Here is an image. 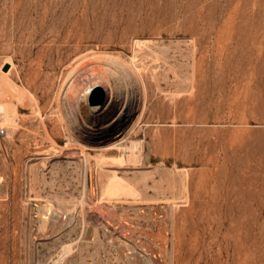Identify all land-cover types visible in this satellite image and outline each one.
Returning a JSON list of instances; mask_svg holds the SVG:
<instances>
[{
  "label": "rangeland",
  "instance_id": "374dc122",
  "mask_svg": "<svg viewBox=\"0 0 264 264\" xmlns=\"http://www.w3.org/2000/svg\"><path fill=\"white\" fill-rule=\"evenodd\" d=\"M74 21L101 52L130 59L142 41L143 117L126 136L138 149L105 159L108 177L96 163L104 147L76 145L108 139L76 132L68 146L51 108L62 65L41 103L59 156L38 121L10 136L0 120V264H264V0H0L6 82L26 87L30 61ZM112 78L88 66L65 92ZM112 89L102 105L118 103ZM52 206L62 216L50 224Z\"/></svg>",
  "mask_w": 264,
  "mask_h": 264
},
{
  "label": "bare ground",
  "instance_id": "6f19581e",
  "mask_svg": "<svg viewBox=\"0 0 264 264\" xmlns=\"http://www.w3.org/2000/svg\"><path fill=\"white\" fill-rule=\"evenodd\" d=\"M30 14V9H27L21 16V19H25L28 25L32 23ZM12 19L14 21L17 19L16 14L13 15ZM58 39H61L59 43H57ZM95 40L98 41L88 25H81L74 21L61 30L55 31L53 38L45 43L38 52V60L30 61L25 75L26 87L18 86L9 80L6 82L5 76L0 74V120L7 125L8 132L10 128V136L19 129L23 122L29 121V124L32 125L34 121H38L39 126L43 128L42 139L49 141L47 153H55V156H59L61 147L56 141V137H59L58 126L51 129L47 128V119H45L44 107L41 106V103L45 96H48L49 92L53 90L56 70L65 65L67 71L58 85L56 100H53V105L50 103L52 110L55 108L57 113L54 112L53 114H56V120L66 129L65 135L69 147L74 146L76 142L75 139L77 138L74 135L76 132L87 140H109L105 144L99 145L87 144L83 141L76 143V145H79L81 149L86 148L87 145L104 147L97 153L96 163L101 175L113 177L116 176V170L108 169L112 166H107V168L104 165V160L118 159L120 161L125 152H135L138 149V141H129L126 136L129 130L133 129V126L143 117L141 101L146 93V84L144 85L138 66L135 65V60H141L145 52L142 41L137 37H134V41H132L133 55L130 59H125L119 54H109L95 49L93 46ZM103 48H110L109 42L104 43ZM55 55L58 56L57 60L54 59ZM72 57L75 60H71ZM92 65L105 74L113 76L114 84L112 85L109 80L102 83L97 80L99 86L95 90L96 82L79 89L76 88V84H71L69 88L75 94H69V90V92H65L68 81ZM124 72L126 75L123 76ZM104 84L114 89L109 91V95L113 98L117 97V104H101L99 95L103 92ZM76 106L78 108L77 114ZM23 109H29V113L24 115L20 111ZM109 135L112 136L108 137ZM116 149L121 152L119 156H116L118 155ZM150 175L151 173L147 172L143 176L146 178ZM131 187L132 189L136 188L134 185ZM63 213V216L67 217L68 214ZM61 216L58 209L52 206L46 207V214H44L43 219L53 224L59 221Z\"/></svg>",
  "mask_w": 264,
  "mask_h": 264
},
{
  "label": "built area",
  "instance_id": "2783aa9c",
  "mask_svg": "<svg viewBox=\"0 0 264 264\" xmlns=\"http://www.w3.org/2000/svg\"><path fill=\"white\" fill-rule=\"evenodd\" d=\"M5 132V127L0 126V134H3Z\"/></svg>",
  "mask_w": 264,
  "mask_h": 264
},
{
  "label": "water",
  "instance_id": "95a60500",
  "mask_svg": "<svg viewBox=\"0 0 264 264\" xmlns=\"http://www.w3.org/2000/svg\"><path fill=\"white\" fill-rule=\"evenodd\" d=\"M8 63L7 64H5L4 66H3V70H7L8 69Z\"/></svg>",
  "mask_w": 264,
  "mask_h": 264
}]
</instances>
